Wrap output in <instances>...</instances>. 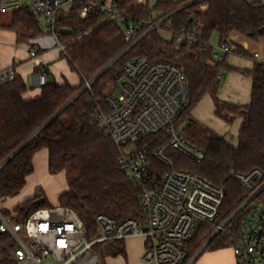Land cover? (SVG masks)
Masks as SVG:
<instances>
[{
    "label": "trees",
    "instance_id": "trees-1",
    "mask_svg": "<svg viewBox=\"0 0 264 264\" xmlns=\"http://www.w3.org/2000/svg\"><path fill=\"white\" fill-rule=\"evenodd\" d=\"M186 1L191 3L176 10ZM111 2L137 19L173 12L162 24L168 30L177 29L193 14L202 33L200 42L176 51L158 30H153L128 53L118 57L126 44L123 22L108 18L98 10H91L86 17H81L80 0H74L68 8L61 10L53 33L64 44L63 54L82 81L79 86H72L68 82L59 84L47 80L42 85L41 95L32 99L23 98L27 85L21 75L15 74L0 83V162L13 154L0 172V197L20 193L27 176L34 171V154L47 148L49 172H65L68 183V190L59 196V205L75 210L90 231L95 229V217L99 213L117 220L142 218V192L121 169L117 146L99 130L94 120L98 103L105 104L107 91L123 72L126 60L142 55L154 62L175 64L186 75L190 102L179 123L185 125L187 138L205 150V157L196 162L173 149H169L167 155L175 168L195 173L224 188L225 198L217 220L223 221L245 199L231 171L247 173L255 168L264 171V63L257 61L251 70L246 71L252 77L250 102L246 105L225 102L218 96L222 82L219 76L233 68L226 64L227 56L222 60L214 59L210 39L218 33L220 42H225L234 32L254 41L264 38V4L259 0H156L153 6L139 0ZM202 4L207 7L199 11ZM11 16L7 27L15 31L20 40L44 34L40 15L28 7L13 10ZM235 52L247 56L241 48H236ZM92 79V90H82L85 80ZM206 95L212 97L217 117L228 124L237 118L242 119L237 145L190 118L191 110ZM166 142L165 136L147 135L141 136L137 146L145 147L157 165L153 151ZM157 166L162 172L167 170L161 164ZM47 206L51 205L45 192L38 189L15 209L25 216ZM242 216L243 212H240L231 221L232 232L221 231L203 251L232 247L237 241L235 233ZM212 230L211 224H197L184 241L185 264ZM110 245L115 253L125 254L123 241Z\"/></svg>",
    "mask_w": 264,
    "mask_h": 264
},
{
    "label": "built area",
    "instance_id": "built-area-1",
    "mask_svg": "<svg viewBox=\"0 0 264 264\" xmlns=\"http://www.w3.org/2000/svg\"><path fill=\"white\" fill-rule=\"evenodd\" d=\"M73 1L0 0V10L28 7L40 15L42 25L53 33L58 13ZM259 2L264 4V0ZM80 3L81 17H86L91 10H98L108 18L124 23L126 44L118 57L128 53L153 30L169 32V42L176 51L196 46L202 36L193 14L177 29L168 30L162 24L173 12L137 19L108 0H80ZM190 3L186 1L176 10ZM206 7L207 4H202L198 10ZM59 46L64 52V44L59 42ZM213 48L215 60L235 52L230 40L219 42ZM36 54L31 50L32 56ZM253 57L259 58V54L254 53ZM13 76L12 69L1 71L0 83ZM47 80V70L42 69L38 82L44 85ZM93 83V79L85 80L82 90L91 91ZM189 102V85L180 67L165 61L154 62L142 55L128 58L113 90L107 93L105 104L98 103L94 120L99 130L117 146L121 169L142 192V218L117 220L99 213L94 229L98 237L91 240L92 231L70 207L51 205L21 216L16 209L6 211L0 206V264H104L95 249L97 245L131 238L144 239L142 260L145 264H185L184 241L199 222L211 224L212 234L232 232L231 221L240 212L243 216L235 233L237 241L232 246L236 264H264V171L259 168L247 173L231 171L245 199L231 215L218 222L225 198L224 188L195 173L175 168L167 155V151L173 149L196 162L205 157V150L187 138L185 127L179 123ZM147 135L167 138V142L152 154L157 165L161 164L167 170L160 171L147 149L137 146L141 136ZM12 156L10 154L0 162V172Z\"/></svg>",
    "mask_w": 264,
    "mask_h": 264
},
{
    "label": "crops",
    "instance_id": "crops-1",
    "mask_svg": "<svg viewBox=\"0 0 264 264\" xmlns=\"http://www.w3.org/2000/svg\"><path fill=\"white\" fill-rule=\"evenodd\" d=\"M139 1L141 3L147 2L150 4L148 0ZM155 3L150 5L153 6ZM11 17L12 16L5 17V15H1L0 17V72L12 69L14 75L19 74L23 77L27 85V89L23 93L24 99H32L41 95L42 85L39 84L38 78L42 69L47 70L48 80L55 81L59 84L68 82L72 86H79L81 84L82 78L80 74L71 68L68 59L65 57L59 46L58 39L47 26H43L45 32L42 36L30 40H20L17 33L7 27L11 22ZM161 31L168 34L170 38V34L167 33V31ZM229 40L235 50L236 48H241L247 53V56L234 52L226 57V64L233 69L223 74L218 96L225 102L236 105H246L251 100L252 92V77L246 73V71L251 70L257 61L264 63V38L254 41L234 32ZM219 42V34L214 33L210 39V44L216 46ZM31 50H35L37 54L32 56ZM254 53H258L259 58L253 57ZM206 96L211 97L210 95ZM211 100L213 103L212 115L214 116L215 105L212 97ZM192 111L193 109L190 112V118L194 117ZM194 119L201 125L208 127L217 134L223 136L233 145L238 144V133L242 123L241 118H237L233 122V124L237 125V136H229L226 133L227 131H225L226 129H223V127L220 128L217 126V123H214L211 119L206 123L201 121L199 117H194ZM182 125L185 127L184 124ZM48 158L49 151L47 148H42L34 154V171L26 178L25 185L28 187V190L26 195H24L23 200L32 197L36 190L42 189L46 194L49 204L54 203L56 198L57 204H59V196L68 190L65 172L51 174L48 169ZM62 174L64 181H61ZM127 243L129 247L133 243L136 244L138 246L140 258L143 256L144 239L131 238L124 241L123 246L125 255ZM107 252L113 256L118 255V253L113 251V247L110 244L107 247ZM205 252L206 250H202L193 261V264H236L232 247L211 250L209 253ZM122 261V258H119V256L118 258L110 257L106 260L103 259L104 264H124Z\"/></svg>",
    "mask_w": 264,
    "mask_h": 264
},
{
    "label": "rangeland",
    "instance_id": "rangeland-1",
    "mask_svg": "<svg viewBox=\"0 0 264 264\" xmlns=\"http://www.w3.org/2000/svg\"><path fill=\"white\" fill-rule=\"evenodd\" d=\"M150 2V4L155 3L156 0H148ZM11 11H5V12H1L0 10V17L1 15H5V17H9L11 16ZM169 33V32H167ZM160 36L167 42H169V35L166 34L163 31H160ZM114 88V84H112L107 93L111 92ZM114 92V91H113ZM114 96H117V92L113 93ZM212 100L211 97L206 96L203 97L201 99V101L199 103H197V105L193 108L192 111V115L194 117H199V119L203 122H207L209 119H211L214 123H217V126H219L220 128L223 127V129H226L225 131H227L226 133L229 136H235L237 134V125L236 124H228L225 123L222 119L216 117L215 115H212ZM192 116V117H193ZM193 117V118H194ZM196 119V118H195ZM221 130V129H220ZM223 131V130H221ZM237 136V135H236ZM237 138V137H236ZM61 181H64V177L63 174L61 175ZM28 187L25 185V187L20 191L19 194L13 196V197H2L0 199V206L6 210V211H12L15 210V207L23 200L24 195H26L27 193V189ZM50 205H58L57 204V198L55 199V202L50 204ZM214 231V229L212 230V232ZM211 232V234H212ZM228 233H230V231H227ZM211 234L208 236H205V241L211 236ZM97 234L95 233V230L92 231V233L89 235V239L93 240L95 238H97ZM111 244V243H110ZM109 244H100L97 245L95 247V249L99 252V254L103 257L104 260H106L107 258H113V257H117L119 256V258H122V262L124 264H145L142 260V257L140 258L139 252H138V246L136 244H132L130 247L128 245V243L126 244V255L123 253H119L116 256L110 255L109 252H107V247ZM203 245V244H202ZM211 250H206L207 253H209ZM205 252V253H206Z\"/></svg>",
    "mask_w": 264,
    "mask_h": 264
},
{
    "label": "water",
    "instance_id": "water-1",
    "mask_svg": "<svg viewBox=\"0 0 264 264\" xmlns=\"http://www.w3.org/2000/svg\"><path fill=\"white\" fill-rule=\"evenodd\" d=\"M216 236V233H213L204 243L203 245L199 248V250L196 252V254L192 257L190 260V263H192L195 258L200 254V252L207 246V244Z\"/></svg>",
    "mask_w": 264,
    "mask_h": 264
}]
</instances>
